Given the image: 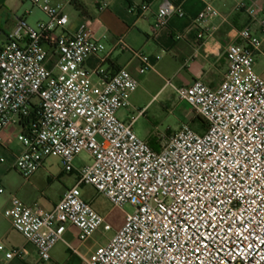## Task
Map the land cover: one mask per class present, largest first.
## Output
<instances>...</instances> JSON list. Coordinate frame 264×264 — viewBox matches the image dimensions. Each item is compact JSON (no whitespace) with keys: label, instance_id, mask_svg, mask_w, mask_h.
Here are the masks:
<instances>
[{"label":"built area","instance_id":"built-area-1","mask_svg":"<svg viewBox=\"0 0 264 264\" xmlns=\"http://www.w3.org/2000/svg\"><path fill=\"white\" fill-rule=\"evenodd\" d=\"M22 2L40 9L47 21L34 28L18 19L0 44V136L18 126L24 149L16 169L25 179L49 158L59 159L64 172L77 178L52 211L20 198L5 211L36 248L38 264L52 259L67 226L78 230L81 243L100 228L112 231L83 198V186L116 207L134 209L106 245L83 258L84 264H264V78L256 70L264 16L247 0H234L258 24V32L246 27L239 32L244 44L227 47L228 71L218 88L199 81L177 88L168 82L205 130L198 133L184 124L162 137L155 150L135 132L137 118L127 124L117 116L131 106L138 80L126 69L86 68L89 57L106 50V36L98 38L90 29L65 34L69 17L55 0ZM176 15L183 16V9L164 0L155 30ZM219 16L206 4L195 23ZM135 56L140 75L149 72L150 57ZM83 153L90 163L76 170L74 162ZM0 254L6 263L26 260L24 250L5 244Z\"/></svg>","mask_w":264,"mask_h":264},{"label":"crops","instance_id":"crops-1","mask_svg":"<svg viewBox=\"0 0 264 264\" xmlns=\"http://www.w3.org/2000/svg\"><path fill=\"white\" fill-rule=\"evenodd\" d=\"M55 1L65 5V13L69 17L70 24L64 29L65 34L72 35L90 29L98 38L106 36L103 40L106 50L88 58L86 61L88 71L94 72L103 67L109 72L116 73L126 69L138 80V90L142 88L149 91L150 103L156 102L166 89L171 90L178 98L168 82L177 88L191 86L196 81L213 89L218 88L228 71L227 47L234 43L244 44L239 38V32L244 28L251 27L254 33H257L259 28L244 11L237 8L234 0H169L177 7H181L184 15L173 16L167 26L158 30H155L157 13L164 0ZM247 1L257 10L260 18L264 16V0ZM104 2L108 4L106 8H103ZM206 4H212L220 16L206 21L203 25H196L195 18ZM147 5V10L143 11L142 7ZM77 6H81L84 13L78 11ZM0 7V44L6 43L7 35L12 32L18 19L24 20L34 28L40 22L47 21L45 13L30 2L0 0ZM262 51L257 57V64L260 59L264 62V44ZM136 52H142L150 57L149 72L158 78L157 86L155 81L147 80L149 72L140 75L141 64L135 56ZM258 74L264 78V72ZM138 90L132 95L131 100L135 98ZM131 103V106L117 113L118 118L127 124L133 118L138 119L140 111H143L139 110L137 116L133 115L135 111ZM189 120L194 122L195 117L190 116ZM194 130L203 133L205 128L203 125H197ZM19 132L18 126H11L0 136V189L3 191L0 193V244H5L8 249L24 250L26 260L6 263L4 254H0V264L39 263L36 248L14 229L11 220L5 216V211L11 207L13 199L20 198L28 206L37 205L44 211H52L64 193L70 189L50 195L49 191L43 188L46 177L50 181L68 175L64 172L59 159L57 160L61 164V169L56 176L48 173L46 168L48 159L42 169L30 179H25L18 172L16 162L24 149L18 140ZM153 138L155 137L148 139V143H151L153 149L160 150L161 138L157 140ZM75 184L76 182L73 186ZM78 234L75 227L67 226L65 241L54 247L52 259L45 264H84L83 258L88 257L99 246L93 242V237L81 243ZM68 245L77 248L82 256L74 254Z\"/></svg>","mask_w":264,"mask_h":264},{"label":"rangeland","instance_id":"rangeland-1","mask_svg":"<svg viewBox=\"0 0 264 264\" xmlns=\"http://www.w3.org/2000/svg\"><path fill=\"white\" fill-rule=\"evenodd\" d=\"M256 70L258 73L264 72V62L262 59L259 60ZM147 80L155 81L157 83L156 86L159 84L158 78L150 72L147 74ZM130 102H132V109L135 111L133 115L137 116L139 110L144 111L139 116L134 130L145 141L152 137H155L153 140L164 136L168 137L170 134L177 132L184 124L192 125V128H197V125H203V121L194 116L190 106L180 102L171 90L166 89L156 102L150 103L151 97L149 91L140 88L135 98L130 99ZM190 116L195 117L194 122L189 120ZM89 163L88 154L83 153L76 158L74 167L76 170H79ZM46 168L49 174L52 173L56 176L61 169V164L56 158H50L46 162ZM76 181L75 174L72 176L68 174L61 179L50 181L46 177L43 188L45 191H49L48 194L55 195L62 190L71 188ZM81 190L83 198L87 202L92 203L95 211L112 226V231L104 232L103 228H100L93 236V242L97 246H104V244L106 245L111 240L115 232L122 228L126 213H132L134 209L130 205L125 206L124 209L114 206L107 198L98 194L91 186H83Z\"/></svg>","mask_w":264,"mask_h":264},{"label":"trees","instance_id":"trees-1","mask_svg":"<svg viewBox=\"0 0 264 264\" xmlns=\"http://www.w3.org/2000/svg\"><path fill=\"white\" fill-rule=\"evenodd\" d=\"M77 9H78V11L84 13V9L81 6H77ZM71 174H73V173H71Z\"/></svg>","mask_w":264,"mask_h":264}]
</instances>
